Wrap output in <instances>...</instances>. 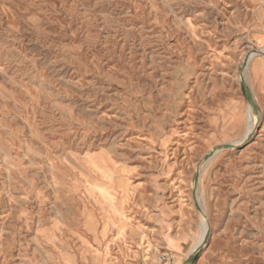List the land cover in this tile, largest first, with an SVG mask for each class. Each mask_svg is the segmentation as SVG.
<instances>
[{"label": "rangeland", "instance_id": "obj_1", "mask_svg": "<svg viewBox=\"0 0 264 264\" xmlns=\"http://www.w3.org/2000/svg\"><path fill=\"white\" fill-rule=\"evenodd\" d=\"M250 51L264 0H0V264H264Z\"/></svg>", "mask_w": 264, "mask_h": 264}, {"label": "water", "instance_id": "obj_2", "mask_svg": "<svg viewBox=\"0 0 264 264\" xmlns=\"http://www.w3.org/2000/svg\"><path fill=\"white\" fill-rule=\"evenodd\" d=\"M259 55L264 56V54L261 52L259 53ZM248 61H249V56H246L244 59V63H247ZM240 85H241L243 97H244L246 103L251 107L252 111L254 113H256L257 112L256 104L253 100L251 93L249 92V89L247 88V83L243 78H241V80H240ZM251 138H252V136L247 138L246 141L251 140ZM239 147L240 146L233 147L231 144H223V145L217 146V147L213 148L207 155H205L200 163L201 164L207 163L215 155L216 152H219L221 150H227V149L236 150ZM198 177H199V168H197L195 173H194L195 186L197 184ZM195 207H196L198 213H200V214L203 213L197 202H195ZM207 228H208V231H207V234L205 235L203 243L197 247V249L185 260V262L183 264H192L193 261L195 260L196 256H197V254L199 253V251L201 249H203L204 246L207 244V242L209 240V232H210V226H209L208 222H207Z\"/></svg>", "mask_w": 264, "mask_h": 264}, {"label": "bare ground", "instance_id": "obj_3", "mask_svg": "<svg viewBox=\"0 0 264 264\" xmlns=\"http://www.w3.org/2000/svg\"><path fill=\"white\" fill-rule=\"evenodd\" d=\"M259 51H250V52H248L247 54H246V56H249V61L252 59V58H254V57H256L257 55L258 56H261V55H259ZM264 54V53H263ZM245 56V57H246ZM262 57H264V56H262ZM248 61V62H249ZM247 62V63H248ZM239 80H241V79H239ZM245 80V79H244ZM247 107L248 108H250L251 109V107L247 104ZM254 112H253V116H254ZM258 121H256V118L254 117V121L252 122V124H250V126L248 127V129H247V131H246V133L244 134V138L245 139H247V138H249L250 136H253V134L255 133V130L257 129V123ZM231 145L233 146V147H236V146H238V143L237 142H233V143H231ZM218 152H216L215 154H217ZM63 165V164H62ZM198 168V167H197ZM196 168V169H197ZM198 205H199V207L201 208V210H202V212H203V207H202V205H201V203L199 202L198 203ZM205 211V210H204ZM203 214V213H202ZM203 216H204V214H203ZM207 231H208V228H207V224L205 223V226H204V230L202 231V233H201V237H200V241H198L194 246H193V248L191 249V252L189 253V255H188V257L197 249V247L198 246H200L202 243H203V241H204V238H205V235L207 234ZM210 235H211V231L209 232V238H210ZM209 241V240H208ZM187 257V258H188ZM186 258V259H187Z\"/></svg>", "mask_w": 264, "mask_h": 264}]
</instances>
